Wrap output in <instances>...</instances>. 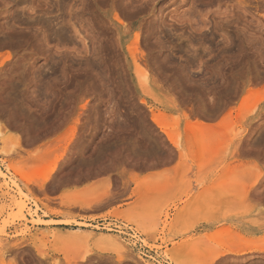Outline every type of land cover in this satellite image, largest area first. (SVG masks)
Returning a JSON list of instances; mask_svg holds the SVG:
<instances>
[{
  "label": "rangeland",
  "instance_id": "obj_1",
  "mask_svg": "<svg viewBox=\"0 0 264 264\" xmlns=\"http://www.w3.org/2000/svg\"><path fill=\"white\" fill-rule=\"evenodd\" d=\"M0 169V264H264V0H0Z\"/></svg>",
  "mask_w": 264,
  "mask_h": 264
},
{
  "label": "bare ground",
  "instance_id": "obj_2",
  "mask_svg": "<svg viewBox=\"0 0 264 264\" xmlns=\"http://www.w3.org/2000/svg\"><path fill=\"white\" fill-rule=\"evenodd\" d=\"M135 54V53H134ZM135 57L136 56H133V59H134V62H135ZM136 64V63H135ZM136 66H137V64H136ZM152 113H153V118H152V121L157 125V127L159 128V129H161V131L167 136V138L170 140V142L174 145V147H176L177 149L179 148V146H178V144H177V142H176V138L174 137V135H173V132H170L169 131V129H168V126L163 122V121H161L156 115H155V113L152 111ZM190 127H191V125H190ZM201 127V126H200ZM192 128V127H191ZM60 171V167H57V168H53L51 171H50V175H54V174H57V172H59ZM4 174H3V172H2V170L0 169V177H4L3 176ZM51 180V177H48V178H46V179H44L43 180V185L44 184H46V183H48L49 181ZM32 182H27V186H29L30 184H31ZM8 186V185H7ZM256 188V187H255ZM257 190V189H256ZM255 191V190H254ZM227 192H229V191H227ZM253 192V191H252ZM207 193V192H206ZM109 196H110V194H109ZM111 199V198H110ZM109 199V200H110ZM112 199H113V196H112ZM242 199H244V196L242 197ZM249 199V198H248ZM247 199V200H248ZM108 200V199H107ZM106 200V201H107ZM105 201V202H106ZM101 202V201H100ZM245 202H247V201H245ZM103 203V202H102ZM18 206H19V208H20V213H21V217H20V220L22 219V220H24L25 218H26V216H25V207L23 206V205H20V204H18ZM247 211V210H246ZM29 214V213H28ZM30 215V214H29ZM261 216V215H260ZM263 218V217H262ZM34 220V219H33ZM252 221V220H251ZM258 221V220H257ZM36 224H45L41 219H36L35 221H34ZM254 222V221H253ZM258 222H260V221H258ZM63 224H66V225H68V224H70V222L69 221H64V222H62ZM254 224H258V223H254ZM80 227H87L88 225L87 224H85V223H81V224H78ZM79 230H81V229H79ZM21 231V230H20ZM26 232V231H25ZM21 234V233H20ZM249 245V248H247V249H240L239 248V250H236V249H234V248H231L230 247V249H227V251H226V253L227 254H248V253H252L253 252V248H251L250 247V245L251 244H248ZM252 246V245H251ZM229 248V247H228ZM257 249H259V247H257ZM255 250V249H254ZM263 250V249H262ZM256 251V250H255ZM261 251V250H260ZM262 253V252H261ZM142 259V258H141ZM143 260V259H142Z\"/></svg>",
  "mask_w": 264,
  "mask_h": 264
},
{
  "label": "crops",
  "instance_id": "obj_3",
  "mask_svg": "<svg viewBox=\"0 0 264 264\" xmlns=\"http://www.w3.org/2000/svg\"><path fill=\"white\" fill-rule=\"evenodd\" d=\"M78 188H83L82 186H79Z\"/></svg>",
  "mask_w": 264,
  "mask_h": 264
}]
</instances>
